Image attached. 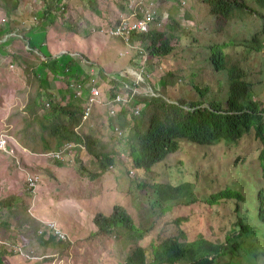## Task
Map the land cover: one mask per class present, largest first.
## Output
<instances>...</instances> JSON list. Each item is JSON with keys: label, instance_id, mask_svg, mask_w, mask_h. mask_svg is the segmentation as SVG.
I'll use <instances>...</instances> for the list:
<instances>
[{"label": "rangeland", "instance_id": "rangeland-1", "mask_svg": "<svg viewBox=\"0 0 264 264\" xmlns=\"http://www.w3.org/2000/svg\"><path fill=\"white\" fill-rule=\"evenodd\" d=\"M13 1L0 0V26L9 27L27 14L19 24L26 27L23 39L32 52L13 60L10 55L19 42L10 44L12 38L0 49V133L7 131L15 146L13 155L0 152V201L8 202L0 206V264H126L137 246L145 248L150 264L151 244L175 237L179 242L195 240L197 244L199 235L233 245V255L245 259L236 256L240 264H251L247 255L254 257L252 264H264V223L256 211L257 194L264 196L263 159L258 157L263 145L254 136L253 126L232 142L198 145L178 140V150L164 158L163 171L156 164L152 171L144 172L132 166L124 140L128 128L120 133L117 117L125 107L129 122L139 121L142 114L145 126L149 105L144 100L134 105L131 95L193 100L203 91L202 98L225 104L228 71L238 76L237 81L247 83L246 96L238 97L241 103L255 100L264 106V11L256 1L247 0L253 11L237 8L223 19L212 15L209 4L202 0H55L57 14L50 20H40L50 0H18L10 16L4 10ZM146 10L153 14L150 31L145 33L148 38L124 44L108 33L131 11ZM35 21L40 26L34 27ZM156 34L167 41L168 54L153 55L144 49L150 39H158ZM10 35H3L2 40ZM61 49L67 51L65 59L75 58L78 66L93 62L108 74L106 78L101 74L97 84L100 102L91 106L89 115L76 127L92 140V152L79 147L63 160H50L42 154L43 145L53 146L52 137L38 120L25 124L24 106L28 95L36 92V81L27 76L23 60L34 64V75L42 77L37 71L40 65L44 75L51 77L50 72L57 74L56 66H49L55 61L43 66L41 55L52 58ZM71 52L77 56L72 57ZM214 55H220L224 69L214 68ZM79 68V79L72 80L75 86L86 84V72L92 77L87 64ZM59 74L52 90L48 84L50 94L80 106L82 99L72 96L75 88L66 82L72 77L64 71ZM118 74H125L121 80L125 87L108 83L114 80L109 76ZM196 84L203 90L195 89ZM57 88L67 89L69 94ZM110 89L120 96V102L107 103ZM42 103L47 107L45 97ZM94 154H113V164L101 171ZM31 176L38 178L34 187L28 184ZM154 179L176 188L163 190V200L149 207L151 188L147 183ZM142 182L145 188L138 187ZM178 185L182 186L179 190ZM114 206L123 208L134 226L144 230L142 239L133 241L121 228L110 234L97 231L93 217L110 215ZM50 222L65 241L53 236L47 228Z\"/></svg>", "mask_w": 264, "mask_h": 264}, {"label": "trees", "instance_id": "trees-1", "mask_svg": "<svg viewBox=\"0 0 264 264\" xmlns=\"http://www.w3.org/2000/svg\"><path fill=\"white\" fill-rule=\"evenodd\" d=\"M202 1L209 4L210 13L217 18L227 19L237 8L253 11L248 6L247 0ZM255 1L264 11V0ZM55 2V0H50V2L45 3L46 7L44 11H42L40 20H50L55 17L57 14L56 9L58 8L55 6ZM62 2H64V0H61V3ZM17 3L18 0L6 3L5 13L11 16V11L16 9ZM24 16H27V14H24ZM20 23L22 22L20 21ZM31 27L32 26H30V28ZM34 27H36V25ZM13 30L22 34L26 28L24 24H19L17 26V24L13 22L9 27L0 26V49L9 41L8 38H12L10 43L13 40L19 42V44H17L18 46L13 48L10 55L13 60L18 61L19 57L24 59L25 56H23V54L27 55L31 53L32 50L25 49L27 43H25L23 36L20 38L17 37V35H10L4 40H1L3 35ZM148 37L149 36L146 38ZM146 38L145 34H131L128 41L133 42L134 40L138 41ZM157 40L154 42L150 39L149 44L146 45L144 49H148V53L153 55L162 56L168 54L169 46L167 45V41L163 39L161 35L158 36ZM157 42H159L160 45H157ZM59 59L60 63L56 65L54 62L49 66H52V68L56 66L58 69L57 72L64 71L70 74L72 77L70 79H75L74 61L70 58L65 59V56L57 58V60ZM52 60L51 58H48L46 61L41 60L40 64L44 66V64L50 63ZM23 62L25 63L24 68L27 76H33L34 78L32 79L36 81L34 84L36 92L34 95H28L24 106V111L26 112V116L24 115L26 119L25 124L28 126L31 120H38L40 127L48 132L49 136H51L54 141L52 147L49 143H46L45 146L43 145V150L47 152L56 150L67 143H76L81 144L82 148L86 149L87 152H92L90 149L91 144H93L92 140L80 129H76L81 123V106L58 101L48 90L49 80H47L48 77H46V74L44 75L43 67L40 65L37 67V71L42 73L41 77L33 74V63L25 60H23ZM211 62L216 70L225 68L220 55H218L217 58L215 55L212 56ZM87 65L94 69H99L98 65H94L93 63ZM227 75L230 80L229 97L225 104L212 98H202L203 91L199 92L200 97L193 100H185L182 99V97L166 100L160 95L148 97L143 95L131 96L130 102L134 103V105L138 104L140 100H144L150 108L146 124L143 127L141 122L142 114L138 115L139 121L134 120L129 122L126 118L127 111L125 107H121L118 113L120 116H117L120 120L118 122L120 133H122L123 129L128 128V133L124 137V140L127 143L132 166L135 169H141L145 172L148 170L152 171V168L156 164H159L160 167L163 166L161 169L163 171L165 168L164 158H166L168 154L178 150V140H184L198 145H208L221 140L232 142L236 141L243 131H249L250 127L253 126L254 136L260 140L263 145L262 149L258 152V157L260 156L263 159V161L259 160L264 177V106L255 100H250L245 104L241 103L238 97L246 96L248 90L247 83L237 81L238 76L234 72L228 71ZM114 83L118 86L117 82ZM193 87L197 90H203L197 84L193 85ZM111 89L109 91L110 99L115 96V94L111 92ZM44 97L47 99V107L42 103ZM39 109L42 110V113L38 112ZM133 117L136 118L135 115ZM109 124L113 127L111 120ZM23 147L26 148V146ZM113 154L104 157H97V155L94 154L95 158L98 160L101 171H105L108 169V166L113 164ZM147 185L151 188L148 197L149 207H156L158 206L159 200H163L165 194L163 190H168L170 188V191H172L176 188L170 186L169 182L160 183L156 179L151 180ZM145 186L146 183L144 182L138 184L140 188H145ZM179 187L182 186L178 185V190L180 189ZM187 193L190 194L189 190ZM237 196L239 197V195ZM186 199L188 201H193V198ZM256 202L259 205L256 207V211L258 212L259 218L264 223V196L261 192L257 194ZM6 205H8L7 201H0V206L4 207ZM92 222L100 233L110 234L113 230L121 228L125 230L126 234H129V237L132 238L133 241H138L143 237L144 230L134 226L131 216L128 215L123 208L118 206H114L110 215L96 214ZM242 230L245 229L242 228ZM254 232L255 231H250V234H254ZM196 240H198L197 244L195 240L190 243L186 240L179 242L175 237L161 241L157 245L151 244L153 256L152 261L149 263L240 264L236 256H241L238 254L233 255V251L235 250L233 245L226 246L219 242H212L201 235H199ZM247 256L248 262L252 264L254 257L251 255ZM145 257V248L137 246L126 258V264H147ZM242 259L245 260L244 258Z\"/></svg>", "mask_w": 264, "mask_h": 264}, {"label": "built area", "instance_id": "built-area-1", "mask_svg": "<svg viewBox=\"0 0 264 264\" xmlns=\"http://www.w3.org/2000/svg\"><path fill=\"white\" fill-rule=\"evenodd\" d=\"M133 18L130 20V18ZM153 21V14L151 11H144L142 13H137L135 11H131L129 17H122L119 22L109 30V34L112 36H117L125 41H128L129 36L133 33H143L148 30V25ZM38 21H35L33 24H37ZM11 35H17V31L13 30L10 32ZM9 34V33H8ZM27 49H30L29 46H26ZM75 55L74 53L71 54V56ZM92 68V67H91ZM91 70L92 77H88L86 80V84L83 86H80L78 83H76V86L74 82L72 83V86L75 88L74 92V98L82 99L81 103V115H80V121L82 122L85 120V118L89 115L91 106L94 103L100 102L99 99V90L97 88L98 79L95 76V71ZM125 76V74H118V76H111L112 79L115 80L117 83H122V86L125 84L121 80ZM125 87V86H123ZM76 95V96H75ZM132 96V95H131ZM121 98L117 94L114 96V98H111L109 102L107 103H114V102H120ZM48 105V104H46ZM138 111V109H137ZM120 132V131H119ZM10 134L5 131L0 133V151L6 152L9 154L15 153V146H13L10 143ZM82 147L81 144L76 143H67L64 144L62 147L56 149V150H50L47 152H44L42 155L43 157L50 159V160H63L66 158L71 150H75V148ZM37 176H31L28 179L29 187H34L35 183L37 182ZM47 228L50 229L53 233V236L59 238L60 240H66L65 236L55 228L54 223L50 222L47 225Z\"/></svg>", "mask_w": 264, "mask_h": 264}, {"label": "crops", "instance_id": "crops-1", "mask_svg": "<svg viewBox=\"0 0 264 264\" xmlns=\"http://www.w3.org/2000/svg\"><path fill=\"white\" fill-rule=\"evenodd\" d=\"M32 16V14H30V16L29 17H31ZM25 17L26 16H20V17H18L17 19H16V21L15 22H13V23H15V24H19L20 23V21H22L23 19H25ZM40 24V23H39ZM38 24V25H39ZM21 26V25H20ZM26 28V27H25ZM34 27H32L31 29H33ZM30 29V30H31ZM122 42L125 44V40H123L122 39ZM11 44V43H10ZM2 48H3V46H2ZM1 48V49H2ZM30 50V49H29ZM11 51V50H10ZM67 51L66 50H64V49H61V50H59L57 53H53V56H52V58L51 59H53L52 61H55V62H58V63H60L59 61H60V59L59 60H57V58H60V57H62V56H65V53H66ZM125 52V51H124ZM70 54H72V52L70 53ZM75 54V53H74ZM77 55L75 54V55H73L72 57H76ZM41 57H42V61H46L47 59H48V57H45V56H43V55H41ZM71 59V58H70ZM71 60H73L74 61V63H75V72H74V74L76 75V78L75 79H79V78H77V74H78V71L80 70V68H79V66L80 67H82L84 64H89V62H84V64H82L81 63V61L79 60V63H81L79 66H78V64H77V61H76V59L74 58V59H71ZM93 63V62H92ZM94 65H96L95 63H93ZM91 67H89L88 66V70L90 69ZM85 70V69H84ZM51 74V77H49L48 76V80H49V89L50 88H52V83L53 82H55V80H56V78L58 77V78H61V74H59V72H57V74H55V73H52V72H50ZM87 74H86V76H87V78L89 77V75H88V72H86ZM119 73V72H118ZM102 74V76H104L105 78H106V75L108 74V73H106V70H104V71H102V70H99V69H95V76L97 77V79H98V81H100V75ZM116 74V73H115ZM109 77H111V76H109ZM74 81V79H71L70 81H69V83L72 85V83H73V81ZM115 80H111V81H108V83L110 84L111 83V86L113 87L114 86V84H113V82H114ZM66 82H68V80L66 81ZM76 82H80V80H76ZM50 90H52V89H50ZM57 90H62L63 91V93H64V95L66 94V96L69 94V91L66 89V90H63L62 88L60 89V88H57ZM65 91H66V93H65ZM72 91V90H71ZM58 96V95H57ZM72 96H73V94H72ZM25 148V147H24ZM29 150V149H28ZM30 151V150H29ZM1 152V151H0ZM2 153H4V152H2ZM44 153V152H43Z\"/></svg>", "mask_w": 264, "mask_h": 264}, {"label": "clouds", "instance_id": "clouds-1", "mask_svg": "<svg viewBox=\"0 0 264 264\" xmlns=\"http://www.w3.org/2000/svg\"><path fill=\"white\" fill-rule=\"evenodd\" d=\"M38 22H39V21H38ZM37 24H38V23H37ZM37 24H36V25H37ZM149 24H150V23H149ZM114 26H115V25H114ZM114 26H112L111 28H113ZM148 27H149V25H148ZM111 28H110V29H111ZM110 29H109V30H110ZM148 29H149V28H148ZM109 30H108V32H109ZM149 31H150V30H147L146 32H149ZM10 32H11V31H10ZM146 32H143V33H133V34H145ZM7 34H8V33H7ZM17 34H18L19 37H22V36H23V34H21V33H19V32H18ZM116 37H117V36H116ZM119 38H120V37H119ZM121 39H122V38H121ZM1 40H2V39H1ZM123 40H124V39H123ZM125 42H126V43H130L129 41H125ZM27 45L29 46V43H27L26 46H27ZM29 48H30V50H31V46H29ZM26 49H27V48H26ZM28 50H29V49H28ZM114 82H115V81H114Z\"/></svg>", "mask_w": 264, "mask_h": 264}, {"label": "bare ground", "instance_id": "bare-ground-1", "mask_svg": "<svg viewBox=\"0 0 264 264\" xmlns=\"http://www.w3.org/2000/svg\"><path fill=\"white\" fill-rule=\"evenodd\" d=\"M39 183V182H38Z\"/></svg>", "mask_w": 264, "mask_h": 264}]
</instances>
